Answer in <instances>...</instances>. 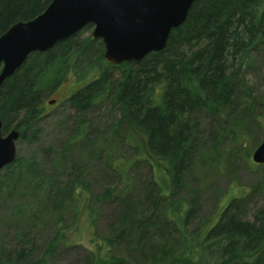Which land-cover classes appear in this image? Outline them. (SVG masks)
I'll return each instance as SVG.
<instances>
[{"label":"trees","instance_id":"trees-1","mask_svg":"<svg viewBox=\"0 0 264 264\" xmlns=\"http://www.w3.org/2000/svg\"><path fill=\"white\" fill-rule=\"evenodd\" d=\"M51 2L0 0V36L19 21L27 22L41 15ZM187 17L184 24L171 31L164 50L150 53L139 62L109 65L102 54L104 44L100 39L94 40L91 35L81 38L92 28L91 24L48 51L31 53L0 86L2 134L14 129L22 139L24 131L37 130L36 123L44 114L43 94L38 84L45 74L54 69L60 74L61 66L66 65V73L75 78L90 77L67 98L78 116H84L92 106L102 102L120 110L119 126L126 134L124 139L132 147L134 157L127 161L112 157L107 161L118 179L128 182L125 180L128 170L136 163L141 162L150 170L151 191L140 197L139 203L133 193L129 195V189L117 197L124 208L122 219H126L120 232L138 214L143 215L141 221L145 219L146 213L138 212L136 204L149 201L154 210L163 202L166 205L163 221L175 224L180 234L178 253L173 257L176 263L264 264V210L258 212L253 222L237 215L247 191L241 189L237 196L228 197L216 218L197 230L188 227L192 211L184 200L174 195L191 164L195 165L198 160L192 133L197 129L195 113L212 118L220 116L230 107L235 96V81L242 70L253 63L252 55L264 51V0H200L192 4ZM113 69L118 70V79L113 76ZM64 76L55 82H60ZM262 105V110L253 116L254 122L262 128L256 147L264 140V97ZM77 123L72 140L85 136V120L80 118ZM11 167L12 164L6 169ZM28 170L30 175L37 173L35 167ZM78 178L74 179L76 184ZM44 182L37 181V184L45 186ZM128 186L129 183H125V187ZM53 192L52 187L48 189L50 196ZM84 196V192L78 191L75 198L83 203ZM117 198L107 188L94 197L96 202H113ZM91 213L87 215L93 222ZM58 232L60 235V228ZM58 237L49 243V254ZM111 244L110 239H102L94 247L91 242L86 264H130L110 254ZM132 251L142 254L139 245ZM22 257L23 254L18 253L11 264H21Z\"/></svg>","mask_w":264,"mask_h":264},{"label":"rangeland","instance_id":"rangeland-1","mask_svg":"<svg viewBox=\"0 0 264 264\" xmlns=\"http://www.w3.org/2000/svg\"><path fill=\"white\" fill-rule=\"evenodd\" d=\"M91 33L92 28L87 29L81 38ZM251 58L253 63L235 81L230 107L217 118L194 115L197 129L192 132L193 148L198 160L174 191L192 211L190 230L202 228L216 218L228 197L237 196L241 189L247 194L240 203V219L253 222L264 210V167L251 161L262 136V128L253 116L263 108L264 51ZM61 67L60 74L54 69L41 78L38 88L43 94L44 114L36 123L37 130L24 131L23 138L16 142L11 169L4 167L0 171V264L13 263L18 253L23 254L21 264H86L91 242L94 247L102 239L112 240L109 251L113 257L130 264H179L173 257L178 253L180 234L175 224L163 221V202L154 210L149 201L136 204L138 212L146 213L145 219L141 221L143 215L138 214L120 232L126 219H122L124 208L117 197L127 189L136 201L149 193L150 170L136 163L128 170V182L118 179L107 161L112 157L125 161L134 157L119 126L120 110L102 102L78 116L67 98L90 77L75 78L66 73V65ZM112 73L119 78L118 70ZM61 76L64 79L55 82ZM49 100L55 104H49ZM80 118L86 123L85 136L72 140ZM28 167H35L36 175H30ZM43 180L46 185L38 186L37 181ZM125 183L129 186L125 187ZM51 187L54 192L50 196ZM106 188L117 199L96 202L94 197ZM78 191L85 194L84 206L75 198ZM89 211L93 222L87 215ZM56 236L59 240L49 254L47 247ZM138 245L141 255L132 251Z\"/></svg>","mask_w":264,"mask_h":264},{"label":"water","instance_id":"water-1","mask_svg":"<svg viewBox=\"0 0 264 264\" xmlns=\"http://www.w3.org/2000/svg\"><path fill=\"white\" fill-rule=\"evenodd\" d=\"M200 0H52L41 15L19 21L0 36V86L33 52L42 53L92 24L91 38L104 44L109 65L139 62L165 49L173 29L184 24L192 4ZM54 100H49L53 105ZM0 171L12 164L19 132L2 134ZM251 161L264 167V140Z\"/></svg>","mask_w":264,"mask_h":264}]
</instances>
